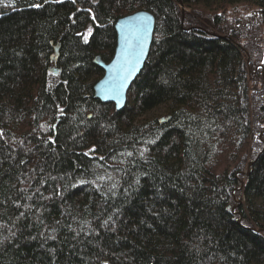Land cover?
Masks as SVG:
<instances>
[{"label": "trees", "instance_id": "trees-1", "mask_svg": "<svg viewBox=\"0 0 264 264\" xmlns=\"http://www.w3.org/2000/svg\"><path fill=\"white\" fill-rule=\"evenodd\" d=\"M0 264H264V0H0Z\"/></svg>", "mask_w": 264, "mask_h": 264}, {"label": "water", "instance_id": "water-1", "mask_svg": "<svg viewBox=\"0 0 264 264\" xmlns=\"http://www.w3.org/2000/svg\"><path fill=\"white\" fill-rule=\"evenodd\" d=\"M154 25V15L145 9L116 19V46L112 58L105 62L100 56L96 57L97 63L104 70L93 85L96 98L103 102H113L117 110L124 107L129 86L139 75L148 56Z\"/></svg>", "mask_w": 264, "mask_h": 264}, {"label": "snow or ice", "instance_id": "snow-or-ice-1", "mask_svg": "<svg viewBox=\"0 0 264 264\" xmlns=\"http://www.w3.org/2000/svg\"><path fill=\"white\" fill-rule=\"evenodd\" d=\"M36 7H39V5H35ZM94 19V17H93ZM91 34V29L89 28L88 30V33L85 35L84 39H85V42H87V35H90ZM91 151V150H90Z\"/></svg>", "mask_w": 264, "mask_h": 264}, {"label": "rangeland", "instance_id": "rangeland-1", "mask_svg": "<svg viewBox=\"0 0 264 264\" xmlns=\"http://www.w3.org/2000/svg\"><path fill=\"white\" fill-rule=\"evenodd\" d=\"M233 7V6H232ZM229 8V11H236V10H239V9H233V8H230V7H228ZM241 11H243V9L241 10ZM228 12V11H227ZM240 13V12H239ZM226 16V15H225ZM227 17V16H226ZM228 18V17H227ZM88 30H86V32H87ZM56 46H59V45H56ZM57 54V51H56V53H55V55Z\"/></svg>", "mask_w": 264, "mask_h": 264}, {"label": "bare ground", "instance_id": "bare-ground-1", "mask_svg": "<svg viewBox=\"0 0 264 264\" xmlns=\"http://www.w3.org/2000/svg\"><path fill=\"white\" fill-rule=\"evenodd\" d=\"M115 24V23H114ZM114 29H115V27H114ZM116 31V30H115ZM104 71V70H103ZM101 101V100H100ZM101 102H103V101H101ZM109 102H111V101H109Z\"/></svg>", "mask_w": 264, "mask_h": 264}]
</instances>
